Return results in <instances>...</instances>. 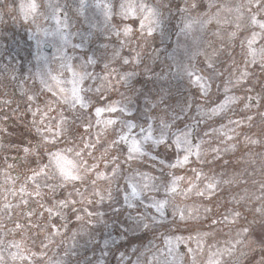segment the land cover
Here are the masks:
<instances>
[{"label": "rangeland", "instance_id": "obj_1", "mask_svg": "<svg viewBox=\"0 0 264 264\" xmlns=\"http://www.w3.org/2000/svg\"><path fill=\"white\" fill-rule=\"evenodd\" d=\"M257 76L264 0H0V264H264Z\"/></svg>", "mask_w": 264, "mask_h": 264}, {"label": "trees", "instance_id": "obj_2", "mask_svg": "<svg viewBox=\"0 0 264 264\" xmlns=\"http://www.w3.org/2000/svg\"><path fill=\"white\" fill-rule=\"evenodd\" d=\"M254 86L252 87H247L246 88V93H248L247 95L249 96L247 97H240L239 99V105H236V108L234 110H227V114L224 115H228V117L230 119H234L237 117H245V116H250L251 113H255V116L259 115L258 112L260 111V113H264V78H261L259 76L256 77V80L254 81ZM250 101V106H254L255 108L253 110L250 111H246V107L243 106L242 103H244V100ZM259 105V107L256 109V107ZM238 109H240L242 111V113L245 114V116H241L240 114L238 115V113H236V111H238ZM257 111V112H256ZM222 115V114H221ZM202 126V123L199 122V128ZM234 142V146H236V148H234V150H239L240 149V143L242 142L240 140V136H236V140H233Z\"/></svg>", "mask_w": 264, "mask_h": 264}, {"label": "water", "instance_id": "obj_3", "mask_svg": "<svg viewBox=\"0 0 264 264\" xmlns=\"http://www.w3.org/2000/svg\"><path fill=\"white\" fill-rule=\"evenodd\" d=\"M45 49L48 50V51H50L51 47H50L49 45H47V46L45 47Z\"/></svg>", "mask_w": 264, "mask_h": 264}]
</instances>
